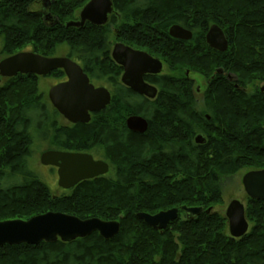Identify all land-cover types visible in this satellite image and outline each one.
Masks as SVG:
<instances>
[{"label": "trees", "instance_id": "trees-1", "mask_svg": "<svg viewBox=\"0 0 264 264\" xmlns=\"http://www.w3.org/2000/svg\"><path fill=\"white\" fill-rule=\"evenodd\" d=\"M87 1L0 0L6 56L27 44L50 56L65 45L66 56L92 83L109 86L111 94L109 104L91 113L89 122L59 123L60 114L36 93L30 81L34 74L0 78V221L53 211L117 220L120 229L111 239L92 232L70 242L4 244L0 264H264V201L246 196L250 227L239 238L229 235L224 213L214 210L222 202L223 176L264 169V93L243 88L264 80V0H112L104 25L65 27ZM45 13L58 22L44 21ZM213 23L228 40L224 52L205 42ZM174 24L191 31V39L172 38L168 30ZM111 34L178 69L179 77L145 75L158 89L153 99L124 86L122 67L110 55ZM180 67L213 74L203 109L196 110L193 81ZM219 69L234 79L216 75ZM133 114L147 120L144 132L126 128ZM34 131L56 149L100 150L108 172L52 195L26 171ZM197 134L205 142L197 144ZM8 173L16 180L5 186ZM181 206L202 211L187 218ZM171 208H178V215L163 230L136 217Z\"/></svg>", "mask_w": 264, "mask_h": 264}, {"label": "water", "instance_id": "water-1", "mask_svg": "<svg viewBox=\"0 0 264 264\" xmlns=\"http://www.w3.org/2000/svg\"><path fill=\"white\" fill-rule=\"evenodd\" d=\"M112 11V0H88L79 10L78 19L68 20L64 25L67 28H79L85 22L97 26L104 25ZM43 19L58 22L49 13H45ZM168 33L175 39L189 40L192 37L191 31L177 24L170 26ZM205 42L209 48L218 52H224L228 48L226 35L215 23L209 26ZM110 55L112 60L122 67L120 81L124 86L149 99L156 97L157 88L146 82L144 75L159 74L162 70L160 59L122 42L113 44ZM56 69L64 72L66 80L49 89L48 99L52 107L69 123H87L90 113L101 111L109 104V90L104 86H95L81 66L68 56L50 57L33 51H19L0 60V77L4 78L18 73L45 76ZM221 72L220 69L216 71L218 74ZM259 91L264 93V84ZM125 125L130 131L142 133L146 130L148 122L143 116L133 114L126 118ZM205 140L202 134H197L194 138L197 144H202ZM40 162L46 166L57 167L58 185L62 189H70L82 180L104 175L109 170L106 161L95 160L91 154L82 152L47 150L41 153ZM241 183L249 198L264 201V169L246 171ZM180 209L187 218L197 216L202 211V207L181 206ZM209 210L210 208L206 212ZM177 215L178 208H171L155 214L138 212L136 217L155 229L163 230ZM225 217L231 237H242L248 231L245 205L240 200L232 199L227 204ZM119 229L120 223L117 220L106 221L97 217L82 219L71 214L48 211L26 220L0 221V246L20 243L36 245L41 241L57 240L70 242L84 238L92 232H97L104 239H111Z\"/></svg>", "mask_w": 264, "mask_h": 264}, {"label": "rangeland", "instance_id": "rangeland-1", "mask_svg": "<svg viewBox=\"0 0 264 264\" xmlns=\"http://www.w3.org/2000/svg\"><path fill=\"white\" fill-rule=\"evenodd\" d=\"M78 12L76 14L75 19H78ZM116 42H119V41L117 39H115L113 34H111L110 35L111 48H112L113 44ZM68 49L69 48L65 45H59L50 54V57L66 56L68 53ZM31 50H32V46L27 44V45L23 46L21 49H19L18 52L19 51H31ZM4 57H6V55L2 50V34H1L0 35V60L3 59ZM161 61H162V70H161L160 74H169V75H174L176 77H179L180 73L178 71H176L178 69H171V67H169L168 64H166L163 60H161ZM187 69L188 68H186V67H182V68L180 67L179 70L182 72V74L186 78H189L193 81V87L195 89L194 95H195L196 102H197L196 110L197 109H203V102H204L205 98L207 97L206 88L210 84L209 80H210V78H213V74H211V75L207 74V76H206V75H204V73L193 71L191 69L187 70ZM186 70L188 73H186ZM214 73H216V71ZM226 74L227 73L216 74V75L226 77ZM35 76L36 77L30 81L32 84L33 83L35 84L36 93L41 95L42 100L44 102H46L49 107L53 108L49 99H48V91L53 85H55L60 80L64 79L65 76L64 75L63 76H56L53 74H49V75H45V76H37V75H35ZM1 83H3V82L0 81V84ZM263 84H264V80L256 79V80H253L250 83L246 84L243 88H244L245 92L251 93V92H254L255 90L259 91V88ZM101 85L106 86L107 89L109 88V86H107L103 83ZM204 115H206V113H204ZM255 117H256L255 120H259L263 123L262 117H258L256 115H255ZM63 119H64L63 117L57 118L59 123H65L67 121L65 119L63 121ZM244 124L245 123L242 122L239 125H241V127H242ZM34 132H35V135L33 134V142H32V145L30 147L31 152H30V155L26 158V171L32 173L38 179H40L49 188L52 195H59L62 193H68V190H65V189H62L59 187L58 175L56 173V170L51 172L50 166L43 165L40 162L41 153L44 151L53 149L54 147L51 145V143L46 138L39 135L37 131H34ZM89 152L92 153L95 158L103 159V156H102L100 150L89 151ZM246 171H248V170L247 169H241L235 174L223 176V178H222V202L220 204L216 205L214 207V210H217L221 213H224V216H225V208H226L227 204L232 199H238L241 202H243L245 205L247 195L244 192V189H243V186L241 183V179H242L243 174ZM23 176L20 175V178L17 181H20ZM15 180H16V177L13 176L12 174L8 173L7 182H6L5 186L10 185ZM248 224H249V222H248ZM227 227H228V225H227ZM249 227H250V224H249Z\"/></svg>", "mask_w": 264, "mask_h": 264}, {"label": "flooded vegetation", "instance_id": "flooded-vegetation-1", "mask_svg": "<svg viewBox=\"0 0 264 264\" xmlns=\"http://www.w3.org/2000/svg\"><path fill=\"white\" fill-rule=\"evenodd\" d=\"M51 20H48V22H50ZM136 49V48H135ZM140 50H142V49H140ZM143 51H145V50H143ZM147 52V51H146ZM148 53V52H147ZM148 54H150V53H148ZM151 55V54H150ZM151 56H153V57H155V58H158V57H156V56H154V55H151ZM159 59V58H158ZM162 62V61H161ZM123 71V70H122ZM49 74H51V73H49ZM49 74H47V75H49ZM122 74V73H121ZM160 74V73H159ZM221 74H225V73H223V72H221ZM145 75H154V74H145ZM144 75V76H145ZM65 76V75H64ZM121 77V76H120ZM226 78L228 79V80H230V81H232L233 79H234V77L230 74V78H228V74H226ZM66 80V76H65V78L64 79H62V80H60L59 82H62V81H65ZM59 82H57V83H59ZM121 82V81H120ZM147 82V81H146ZM56 83V84H57ZM149 83V82H148ZM94 84V83H93ZM151 84V83H150ZM95 86H102V85H98V84H94ZM155 86V85H154ZM104 87H106V86H104ZM156 87V86H155ZM157 88V87H156ZM157 91H158V89H157ZM109 92H110V90H109ZM145 97V96H144ZM147 98V97H146ZM91 114V113H90ZM137 115V114H136ZM207 116V115H206ZM207 118H208V116H207ZM68 122V121H67ZM89 122V121H88ZM69 123V122H68ZM78 123V122H77ZM70 124H73V123H70ZM74 124H76V123H74ZM50 150H58V151H63V152H82V153H89V154H91L92 156H93V159H95V160H103V159H100V158H95L94 157V155L92 154V153H90V152H85V151H76V150H64V149H56V148H53V149H50ZM104 161V160H103ZM47 166H50V171L51 172H53L54 170H56V173H57V167H55V166H52V165H47ZM71 189V188H70ZM65 190H69V189H65Z\"/></svg>", "mask_w": 264, "mask_h": 264}]
</instances>
